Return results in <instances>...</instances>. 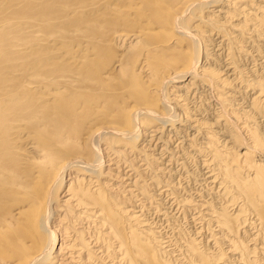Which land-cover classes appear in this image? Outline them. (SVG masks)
Here are the masks:
<instances>
[{"label": "bare ground", "instance_id": "obj_1", "mask_svg": "<svg viewBox=\"0 0 264 264\" xmlns=\"http://www.w3.org/2000/svg\"><path fill=\"white\" fill-rule=\"evenodd\" d=\"M248 48L264 62V0H0V264H264L249 118L264 117V73L242 67ZM195 88L220 106L212 123L188 107ZM169 134L223 204L179 197ZM170 195L204 209L212 243L187 233L172 255L144 218H170Z\"/></svg>", "mask_w": 264, "mask_h": 264}, {"label": "rangeland", "instance_id": "obj_2", "mask_svg": "<svg viewBox=\"0 0 264 264\" xmlns=\"http://www.w3.org/2000/svg\"><path fill=\"white\" fill-rule=\"evenodd\" d=\"M249 47V46H248ZM252 49L253 48H248L247 50H248V53H249V56L248 57H250V58H248L247 57V59L246 60H244L243 62H242V67L244 68V69H246V70H248V71H251L254 75H257L258 76V71H259V75H263V73H264V62L263 61H261L262 60V58L261 57H259V55L257 54V52L253 49V51H252ZM217 50V49H216ZM250 50V51H249ZM251 52V53H250ZM254 52H255V55H254ZM258 57H257V56ZM253 56V57H252ZM251 58H252V60H251ZM256 58V59H255ZM258 59V60H257ZM253 61V62H252ZM254 62H255V64H257V65H255L254 64ZM257 62V63H256ZM253 63V64H252ZM248 64V65H247ZM247 67H246V66ZM253 65V66H252ZM252 66V67H251ZM246 67V68H245ZM249 67V68H248ZM259 67V68H258ZM255 70H254V69ZM225 68H222V70H224ZM261 69V70H260ZM257 71V72H256ZM262 73V74H261ZM250 76H252L251 74L249 75V77ZM196 90L194 91V90H192L193 92V94L191 93V97H193V98H191V101H190V98H189V103H188V107L189 106H191V107H189V109L191 110V111H195V113L194 112H192L193 114H196V115H193L195 118H202V119H205L204 120V122H206V120H207V122H209V123H212V114L213 113H215V112H218V110H219V105H217L218 103H216V101H215V99H213L212 98V95L210 94V92L209 91H207V90H205V89H197V88H195ZM201 90H203V92L201 91ZM202 92V93H201ZM198 93V94H197ZM209 93V94H208ZM196 94V95H195ZM200 94V95H199ZM206 95V96H204V95ZM193 95H195V96H193ZM209 96V97H208ZM204 97H206V98H204ZM200 99V100H199ZM206 100V102L204 101V100ZM207 99H208V101H207ZM241 100V99H240ZM243 101H241V103L243 104V106L244 107H247V109H249L248 107H249V99L247 98V97H244V99H242ZM249 100V101H248ZM196 101V102H195ZM199 101H201V102H199ZM212 102V104H211V102ZM191 102V103H190ZM203 102V103H202ZM208 102V103H207ZM244 102V103H243ZM210 103V104H209ZM196 106H195V105ZM200 104V105H199ZM205 104H207V106L205 105ZM248 104V105H247ZM193 105V106H192ZM198 105V106H197ZM202 105H203V107H202ZM210 105V106H209ZM245 105H247V106H245ZM198 107H201L202 109H201V111H199L198 112ZM204 107H205V109H204ZM191 108H193V109H191ZM214 108V109H213ZM195 109V110H194ZM203 109L205 110V111H203ZM247 109H244V110H247ZM197 110V111H196ZM211 110V111H210ZM196 112H198V113H196ZM205 112V113H204ZM198 114V115H197ZM203 114V115H202ZM207 114V115H206ZM209 114V115H208ZM251 116V117H250ZM250 116H249V118L250 119H252L253 120V122L254 121H257V125H260V126H258L259 128H260V131L262 132V133H264V117H261V116H258V115H255L254 113H252L251 112V114H250ZM252 116H253V118H252ZM208 117V118H207ZM237 117V116H236ZM255 117H257L256 119H255ZM238 119V121L235 119L233 122H235L236 123V121L238 122V123H240L241 121V119L242 118H240V117H237ZM246 119L245 117H244V119H242V122L244 123V120H247V123H248V121H250V119ZM259 118V119H258ZM263 118V119H262ZM210 119V120H209ZM181 120H182V122L183 121H185L186 119H184V117H181ZM251 120V121H252ZM263 120V121H262ZM259 121V122H258ZM261 121V122H260ZM206 122V123H207ZM238 123H237V125H238ZM179 124H183L184 125V123H179ZM250 124V123H249ZM262 124V125H261ZM251 125H253V124H250L249 126H251ZM244 127V126H243ZM262 129V130H261ZM241 132V137L242 138H244L243 139V141H247L248 139H249V136H247V135H249V132H248V129L246 128V129H242V130H240ZM185 133H187L188 134V136H195L196 134L195 133H191L189 130H187ZM243 133V134H242ZM248 133V134H247ZM187 134H186V136H187ZM170 137V138H169ZM248 137V138H247ZM170 139V140H168L169 141V149H170V151L171 150H173V151H175V152H173V151H171V154L169 153V157L170 158H172L173 157V161L171 162V164H172V166H173V169H174V172H176V177L174 178V181H171V183L173 184V185H175L176 187H178V185H179V187H180V189L178 190L179 192V195H181V196H179L181 199L182 198H188V200H194V201H199V200H202V201H204L205 199H206V202L207 201H213L214 203H216V204H219L220 202H217V199H216V194H215V191H209V189H208V187L206 186L205 187V184H204V182L202 181V178L204 177V173H206V172H204V171H207L204 167H203V165L201 164V160L202 159H205L204 157H201V156H198L196 153H194V152H192V151H188V150H186L187 148H189L188 147V145L186 144V145H183L182 144V138H180L179 136L177 137L176 135H173V134H169L168 136H166V138H165V142H167V139ZM181 142V143H180ZM181 144V145H180ZM177 146H178V148H177ZM185 148V149H184ZM177 149V150H176ZM184 150V151H183ZM182 152H183V154H182ZM187 154H186V153ZM190 153V154H189ZM173 154V155H172ZM188 154H189V156H188ZM167 156H168V154H166L165 155V159L167 158ZM192 156V157H191ZM187 157V158H186ZM196 157V158H195ZM200 158H201V160H200ZM178 159V160H177ZM186 159V160H185ZM196 159V160H195ZM193 160V161H192ZM166 161H168V158L166 159ZM177 161V162H176ZM198 161V162H197ZM187 164H186V163ZM191 162V163H190ZM186 164L185 166H187V167H185V166H183L184 164ZM197 164V165H194V164ZM262 163L264 164V160L262 161ZM188 164L190 165V166H188ZM185 169H183L182 167ZM189 167V168H188ZM199 167L201 168V169H199ZM195 168L197 169V170H195ZM192 170V171H191ZM194 170V171H193ZM200 171V172H199ZM190 172V173H189ZM193 172V173H192ZM199 172V173H198ZM187 173V174H186ZM203 173V174H202ZM191 174V176H187V175H190ZM195 177H194V176ZM196 175H198V176H196ZM190 177V178H189ZM197 178V179H196ZM189 179V180H188ZM191 179V180H190ZM182 180V181H181ZM199 180V181H198ZM188 181V182H187ZM192 181V182H191ZM199 182V183H198ZM193 183V184H192ZM178 187V188H179ZM205 187V188H204ZM182 188V189H181ZM200 188H202V189H200ZM207 188V189H206ZM205 189V190H204ZM185 190V191H184ZM188 190V191H187ZM183 191V192H182ZM202 191V192H201ZM204 192V193H203ZM182 193H184V194H182ZM188 193V194H187ZM195 195H194V194ZM206 193H208V194H206ZM213 193V194H212ZM205 196H204V195ZM211 196H210V195ZM178 195V194H177ZM185 195H187V196H185ZM198 195V196H197ZM203 195V196H202ZM214 195V196H213ZM171 196L173 197V195H170V196H168V198L167 197H165V199H164V201H166L165 203V212H169L170 213V218H168V217H166V216H163V214L162 213H158V211L157 210H155L154 209V207L153 208H150V207H152V206H150L149 207V212L147 211L146 212V217H144V218H146V219H148L149 220V222L151 223L152 222V224L151 225H153L152 226V228H155L154 230H158L157 232H160V235H162V237L164 238V237H167V238H164V240H165V242H166V240H167V245H168V250H170L171 249V247L173 248L172 250H170V252L172 253V251H173V253H172V255H174L175 253H177V254H175L176 256H178V253L182 250V249H185L184 247L186 246L185 244H186V241H187V239L188 238H193L194 240H196V242L197 243H199L198 241H200L201 242V244H209V243H212L213 241H212V239H211V234H209V233H211V231L209 230V231H207L208 229H212V230H214L215 228L214 227H210V226H208L207 225V223L205 222V221H203V222H200L202 219L200 218V216H201V213L204 211V209L202 208V210L201 209H189L188 208V210H191L190 212H186V211H184V209H183V207H180V206H177V204L176 203H174L173 202V200H172V198H171ZM192 196V197H191ZM196 196V197H195ZM207 196H209V197H207ZM200 197V198H199ZM207 197V198H206ZM195 198H196V200H195ZM202 198V199H201ZM213 200H212V199ZM215 198V199H214ZM170 199V200H169ZM180 199V200H181ZM172 200V201H171ZM157 202H159L158 200H157ZM171 202V203H170ZM205 202V201H204ZM220 204H223V202L222 203H220ZM168 205V206H167ZM155 206V205H154ZM218 206V205H217ZM173 207V208H172ZM174 207H176V208H174ZM179 207V208H178ZM218 208V207H217ZM169 209V210H168ZM181 209V210H180ZM185 209H187V208H185ZM234 209V208H233ZM232 208H231V210H233ZM153 210V211H152ZM155 210V211H154ZM177 210V211H176ZM194 210V211H193ZM164 211H162V212H164ZM171 211V212H170ZM196 211V212H195ZM153 212V214H151ZM154 212H155V214H154ZM158 214H157V213ZM184 214V216L181 214ZM199 212V213H198ZM149 214V216H148V214ZM179 213V214H178ZM189 213V214H188ZM193 213H195V214H193ZM156 215V216H155ZM174 215V216H173ZM192 215V216H191ZM198 215V216H197ZM152 216H153V218H152ZM175 217V218H173V217ZM164 217H166V219H164ZM185 217V218H184ZM193 217H195V219L193 218V220H192V218ZM157 218V219H156ZM184 218V219H183ZM191 218V219H190ZM168 219V220H167ZM176 219L178 220V222L176 223ZM187 219V220H186ZM157 220V221H156ZM161 220V221H160ZM163 220V221H162ZM164 220H166V221H164ZM170 220V221H169ZM175 220V221H174ZM194 220L196 221V222H194ZM198 220H200V221H198ZM172 221V222H171ZM180 221V222H179ZM193 221V222H192ZM171 222V223H170ZM199 222V223H198ZM156 223V224H155ZM194 223V224H193ZM161 226H160V225ZM170 224V225H169ZM175 224V225H174ZM179 224V225H178ZM197 224V225H196ZM156 225H158V227H156ZM164 225V226H163ZM200 225V226H199ZM202 225H205L204 227L202 226ZM181 226V227H180ZM161 227V228H160ZM171 227V228H170ZM201 227H203V229L205 230H202V228ZM162 228L163 229H165V230H162ZM179 228V229H178ZM182 228V230H180ZM174 229V230H173ZM197 229H198V231H197ZM178 230H180V232L178 231ZM201 230V231H200ZM164 231H166V232H164ZM187 231V232H186ZM189 231V232H188ZM195 231V232H194ZM206 231H207V234H206ZM177 232V233H176ZM185 232V233H184ZM197 232V233H196ZM202 232V233H201ZM172 233V234H171ZM180 233H182L183 235H180ZM190 235V237H189V235ZM199 233V234H198ZM205 233V234H204ZM193 236H192V235ZM198 234V235H197ZM172 235V236H171ZM174 235V236H173ZM196 235V236H195ZM202 236H204V238L202 237ZM209 236H210V238H209ZM173 237H175V238H173ZM183 239H181V238ZM183 237H185V238H183ZM188 237V238H187ZM196 237H198V238H196ZM202 237V238H201ZM169 238V239H168ZM202 240H201V239ZM209 238V239H208ZM179 239V240H178ZM168 240H170V242H171V244H170V242L168 241ZM211 240V241H210ZM204 243H203V242ZM206 241H208V242H206ZM169 242V243H168ZM181 244H180V243ZM183 242V243H182ZM185 243V244H184ZM170 246V247H169ZM176 246H180L179 248L178 247H176ZM184 246V247H183ZM201 246V245H200ZM177 249H176V248ZM176 249V250H175ZM179 252H178V251Z\"/></svg>", "mask_w": 264, "mask_h": 264}]
</instances>
